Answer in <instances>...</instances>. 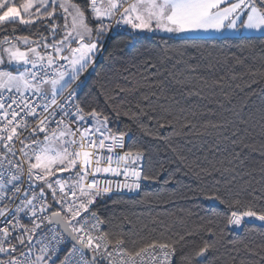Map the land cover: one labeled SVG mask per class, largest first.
Listing matches in <instances>:
<instances>
[{"label":"snow or ice","instance_id":"6c2138e0","mask_svg":"<svg viewBox=\"0 0 264 264\" xmlns=\"http://www.w3.org/2000/svg\"><path fill=\"white\" fill-rule=\"evenodd\" d=\"M16 25L32 34H17ZM0 32V264H175L185 235L173 238L166 229L130 247L136 241L114 231L113 217L101 211L124 197L163 202L168 197L146 191V184L175 180L171 174L161 180L170 169L131 143L132 128L114 126L112 114L128 116L141 128L146 126L140 117L170 126L168 115L153 113L182 112L179 91L201 95L223 87V77L199 75L201 63L209 69L225 62L247 67L264 82V0H0ZM112 32L127 34L129 55L106 78L109 112L81 101L78 90L87 86L84 74L95 72ZM216 36L244 41L241 54L229 57L221 50L222 60L194 43ZM146 37L155 46L137 48ZM177 37L192 41V50L170 43ZM182 127L191 132L192 121L185 118ZM208 127L215 131L214 157L230 152L243 163L237 149L248 145L242 133L258 128L264 138V97L253 111H230L219 124L206 121ZM261 149L264 156V143ZM229 171H235V161L214 158L197 176ZM260 171L259 188L245 181L247 187L221 194L217 180L201 190L204 200L223 206L212 209L221 226L204 229L210 240L195 250V261L181 251L185 264H205L225 233L264 236ZM234 181L235 176L227 183ZM241 247L246 256L233 247L226 264H264V242Z\"/></svg>","mask_w":264,"mask_h":264},{"label":"trees","instance_id":"16d2710c","mask_svg":"<svg viewBox=\"0 0 264 264\" xmlns=\"http://www.w3.org/2000/svg\"><path fill=\"white\" fill-rule=\"evenodd\" d=\"M12 27L9 26L10 29ZM15 30L17 34H32V30L23 25H16ZM3 34L0 32V35ZM156 43L151 37H146L136 46L137 48L150 49ZM170 43L176 47L189 46L190 51L192 50V41H188L186 44L181 38H175ZM194 43L200 45L202 49L213 51L215 56H220L222 50L231 57L241 54L240 45L244 41L240 39L225 41L221 37H214L199 39ZM193 54L198 55L195 52ZM128 55L127 34L112 32L106 40L104 55L100 57L95 72L79 95L80 100L88 105L111 112V104L105 94V81L106 78L113 77L114 70L120 68ZM220 58L224 59L223 56ZM256 67L259 68V65L257 64ZM169 70H171V66H169ZM197 71L201 77L210 81L220 80L223 77L221 80L223 87L216 86L210 90L205 89L201 95H196L195 92L189 95L182 90L179 91L177 94L183 107L182 112L175 110L170 115L162 111L153 113L157 118L168 115V119L172 121L170 126L159 128L155 120L140 117L146 126L141 128L134 124L133 119L128 116L115 117V114H112L114 126L121 129L132 128L131 143L146 147L154 160L165 163L170 169V172L162 175L161 180L171 174L175 177L173 182L168 185L157 183L145 186L146 191L161 192L168 198L163 202L157 200L149 205L135 203V197L133 199L124 197L117 205L113 206L109 202L106 207L101 209L106 215L113 217L111 228L114 231L123 230L129 239L136 241V244H130V247L138 246L153 238H159L160 233L166 229L165 234L171 235L173 238L185 235V240L177 246L175 264H185L181 251L184 256L195 261V250L205 241L210 240L204 229L210 227L216 230L221 226L219 219L213 215L212 209L220 210L223 206L204 200L201 190L215 184L217 180L221 181L217 185L221 189V194L231 195L230 192H226L227 189L235 191L241 187H247L245 181H250L252 187L259 188L260 169L264 168V156L261 155V144L264 143V138L260 136L258 128L242 133L245 143L248 145L246 148L239 146L237 149L241 153L243 163H240L230 152L216 153L214 157L215 131L210 127L205 129L206 121L219 124L226 116L230 115V111L243 109L245 114L253 111L260 105L261 98L264 97V82L254 78L248 72L247 67L228 65L226 62L212 69L201 63ZM107 87H111V85H107ZM185 118L192 121L191 132L182 127ZM149 130L151 134H147ZM202 132L206 134H200ZM214 158L235 161V171L214 172L211 176L201 173L200 176H197L201 168H207L209 161ZM177 169L179 170L177 171ZM233 176H235V181L232 184L227 183ZM124 217L131 220V224L123 219ZM210 221L212 223H209ZM187 233H191V235H186ZM241 242L251 243L255 246L264 242V236L258 232L240 230L225 233L222 241H216L217 248L207 254L205 264H226L229 256L234 254L231 252L233 247L240 249V257H245Z\"/></svg>","mask_w":264,"mask_h":264},{"label":"built area","instance_id":"2783aa9c","mask_svg":"<svg viewBox=\"0 0 264 264\" xmlns=\"http://www.w3.org/2000/svg\"><path fill=\"white\" fill-rule=\"evenodd\" d=\"M98 61H99V59H98ZM98 61H97V63H98ZM97 65V64H96ZM96 67V66H95ZM91 71V70H90ZM93 74V72H91V74L89 75L88 73H85L84 75L85 76H87V81L89 80V78L91 77V75ZM81 79H84V77L82 76L81 77ZM83 90V89H82ZM82 90H78V92H79V95H80V93L82 92ZM127 139V138H126Z\"/></svg>","mask_w":264,"mask_h":264},{"label":"rangeland","instance_id":"374dc122","mask_svg":"<svg viewBox=\"0 0 264 264\" xmlns=\"http://www.w3.org/2000/svg\"><path fill=\"white\" fill-rule=\"evenodd\" d=\"M14 2H17V3H22L23 2V0H14ZM216 37H219V36H216ZM177 38H179V37H177ZM100 59V58H99ZM256 223H259V222H256Z\"/></svg>","mask_w":264,"mask_h":264},{"label":"crops","instance_id":"0c3cea01","mask_svg":"<svg viewBox=\"0 0 264 264\" xmlns=\"http://www.w3.org/2000/svg\"><path fill=\"white\" fill-rule=\"evenodd\" d=\"M243 35L247 36L248 34L247 33H244Z\"/></svg>","mask_w":264,"mask_h":264}]
</instances>
